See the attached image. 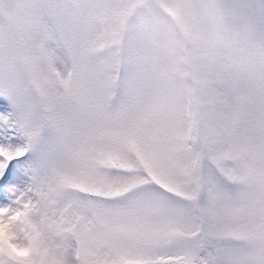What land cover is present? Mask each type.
Masks as SVG:
<instances>
[{
	"label": "clouds",
	"instance_id": "9594fccd",
	"mask_svg": "<svg viewBox=\"0 0 264 264\" xmlns=\"http://www.w3.org/2000/svg\"><path fill=\"white\" fill-rule=\"evenodd\" d=\"M133 76L136 92L128 87ZM217 78L231 84V107L240 117L234 135L261 149L241 153L237 182H216L241 206L264 192L257 183L264 180V0H0V81L16 84L24 97L18 120L54 145L78 140L94 147L113 124L140 116L165 95L168 123L187 156L210 135L203 85ZM219 140L218 126L210 153ZM213 172L207 165L206 176ZM190 189L200 204L209 202L210 190ZM184 207L198 217L195 203ZM233 251L238 264H264V242H235Z\"/></svg>",
	"mask_w": 264,
	"mask_h": 264
},
{
	"label": "snow or ice",
	"instance_id": "6c2138e0",
	"mask_svg": "<svg viewBox=\"0 0 264 264\" xmlns=\"http://www.w3.org/2000/svg\"><path fill=\"white\" fill-rule=\"evenodd\" d=\"M129 62L138 64L135 52ZM128 87L139 90L136 76ZM230 87L222 78L203 85L210 135L201 150L186 156L185 141L168 123L165 95L140 116L113 124L94 147L78 140L54 145L31 122L18 120L24 97L16 84L5 85L0 201L6 189L13 201L0 204V264H238L235 242H264V192L237 206L205 174L211 165L235 183L241 153L261 151L234 135L240 117L231 107ZM218 126L221 147L210 153L207 144ZM19 184L25 187L17 189ZM190 185L210 190L209 202L200 204ZM185 203H195L198 217Z\"/></svg>",
	"mask_w": 264,
	"mask_h": 264
},
{
	"label": "rangeland",
	"instance_id": "374dc122",
	"mask_svg": "<svg viewBox=\"0 0 264 264\" xmlns=\"http://www.w3.org/2000/svg\"><path fill=\"white\" fill-rule=\"evenodd\" d=\"M50 51H51L52 55H53L55 58H57V59H62V57L57 53V51H56L55 48L50 49ZM66 51H67V54H68L69 56H71V55L73 54L70 45L67 47ZM4 88H5V84H4L2 81H0V91H1V90L3 91ZM4 96L6 97L5 94H4ZM6 98H7V97H6ZM213 180H214L215 182H217L215 178H213ZM218 181H219V180H218ZM15 187H16L17 189H23L25 186L19 184V185H16ZM12 201H13V194H12V191H9V190H8L7 195L5 196V198H4L3 201H0V204H10V203H12Z\"/></svg>",
	"mask_w": 264,
	"mask_h": 264
}]
</instances>
